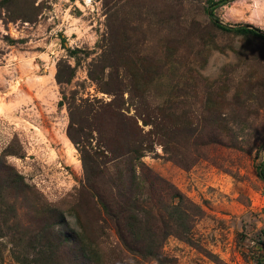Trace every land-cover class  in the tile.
I'll list each match as a JSON object with an SVG mask.
<instances>
[{"label":"rangeland","instance_id":"rangeland-1","mask_svg":"<svg viewBox=\"0 0 264 264\" xmlns=\"http://www.w3.org/2000/svg\"><path fill=\"white\" fill-rule=\"evenodd\" d=\"M100 134L152 143L143 167ZM94 161L104 196L135 166L157 215L174 189L199 208L167 264H264V0H0V264H158L83 190Z\"/></svg>","mask_w":264,"mask_h":264},{"label":"trees","instance_id":"trees-1","mask_svg":"<svg viewBox=\"0 0 264 264\" xmlns=\"http://www.w3.org/2000/svg\"><path fill=\"white\" fill-rule=\"evenodd\" d=\"M221 2L211 3L208 8V14L212 16V12L221 6ZM215 21V20H214ZM223 30H227L225 27H219ZM236 33L241 34H256L255 31L250 29L237 28L234 30ZM119 118L117 129L119 133H123L125 129H133L137 135L140 131L136 122L129 119L134 123V126L129 123L121 112L115 114ZM144 124L145 121H143ZM138 130V132H137ZM139 135V134H138ZM143 139V137H142ZM116 140L118 143L115 147H112V139H106L104 135L100 134L99 148L103 147L102 152L104 156L107 153L116 155V161H120L125 157H131V161L140 163V159L144 156L143 153L151 148L152 143H144L145 140H139L136 143L130 144L127 151L123 152V144ZM150 144V145H149ZM107 152V153H106ZM93 177L87 176L86 187L83 189L92 197L94 204H98L102 212L110 219L113 224L120 242L123 247L133 256L140 258L141 260H152L158 264H167L169 259L161 254L160 248L162 243L170 236L179 237L181 239L189 241V237L192 230V221L195 214H198L199 208L192 203L187 204V200L177 190H172L170 194V200L176 201V204L165 206L163 216L157 215L153 212L154 206L162 204V200H158L160 192H156V197L143 198V194L150 190L153 194L152 186L143 185V178L136 173L135 166L121 169L119 166L116 168L115 174L109 178V186L112 188L110 197L104 196L103 193L94 191V177L101 175L102 171L99 170V165L94 161ZM143 167V165L141 164ZM264 179L263 173H261ZM171 188V187H170ZM173 188V186H172ZM153 196V195H151ZM108 198L110 200L108 201ZM153 200V201H152ZM189 202V201H188ZM151 204V205H150ZM157 212V211H156ZM85 226L81 227V232H86ZM82 235V234H79ZM69 238L56 242V246L52 242L47 243L49 247H53L55 250L59 246L69 245ZM77 245V241L73 240L72 249ZM47 246V247H48ZM44 255L45 253H41ZM45 260H48V264H51L54 257L53 251L44 256ZM41 262L44 260H40ZM37 262V261H36Z\"/></svg>","mask_w":264,"mask_h":264},{"label":"clouds","instance_id":"clouds-1","mask_svg":"<svg viewBox=\"0 0 264 264\" xmlns=\"http://www.w3.org/2000/svg\"><path fill=\"white\" fill-rule=\"evenodd\" d=\"M218 67L217 66H213V65H209V69H205L204 71H203V74L204 75H206V76H208V75H212V74H214V73H216V72H218Z\"/></svg>","mask_w":264,"mask_h":264}]
</instances>
